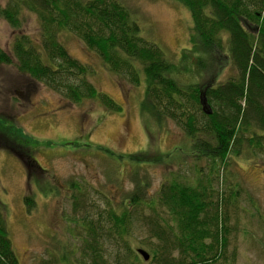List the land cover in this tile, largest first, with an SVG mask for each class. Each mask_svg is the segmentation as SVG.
Instances as JSON below:
<instances>
[{"label":"trees","instance_id":"1","mask_svg":"<svg viewBox=\"0 0 264 264\" xmlns=\"http://www.w3.org/2000/svg\"><path fill=\"white\" fill-rule=\"evenodd\" d=\"M174 1L188 10L192 22L188 46L176 60L140 36L122 0H0V19L13 31L11 55L0 48V64L13 66L72 105L96 103L108 113L120 112L91 81L90 65L70 56L61 43L59 36L68 31L96 54L101 66L135 89L143 85L139 116L149 142L146 150L115 157L128 160L113 171L119 178V201L107 196L110 186H102L98 193L107 206L91 218L84 187L71 183L76 191L71 194L72 214L63 219L74 248L78 241L83 255L74 262L73 251L70 261L69 248L63 245L60 254L49 253L39 264H110L109 258L111 264H235L233 258L223 261L228 244L224 208L238 204L233 164L239 167L251 154L264 153V0ZM28 17L37 22L32 33L24 31ZM168 123L179 134L176 145L161 152L156 138L168 134ZM1 131L0 147L18 155L26 168L31 190L23 202L31 213L36 208L33 188L42 197L56 195L52 176L31 158L32 150L19 143L28 141L25 133ZM176 163L183 166L170 171ZM157 165L170 175L152 194L148 178L139 177L138 171ZM126 166L128 177L132 173L131 190H124L120 178ZM221 168L225 189L218 196L211 185ZM36 172L43 176L34 177ZM230 190V198H222ZM7 216V206L0 202V264H19ZM136 233H146L144 241L136 242ZM104 241L115 245L108 255ZM137 245L143 248H134Z\"/></svg>","mask_w":264,"mask_h":264},{"label":"rangeland","instance_id":"2","mask_svg":"<svg viewBox=\"0 0 264 264\" xmlns=\"http://www.w3.org/2000/svg\"><path fill=\"white\" fill-rule=\"evenodd\" d=\"M122 2L137 22L140 36L157 45L167 59L176 60L181 49L187 48L192 22L184 6L174 0ZM28 18L24 31L32 33L37 22L32 17ZM12 34V29L0 19V48L8 55H11ZM59 37L70 56L90 65L91 81L121 110L108 113L96 103L89 102L83 106L72 105L41 83L19 74L13 66L0 64V130L3 134L25 133L28 141L18 142L32 150L31 158L52 176L51 181L57 191L54 197L50 194L47 198L33 188L36 208L28 213L23 202L26 190H31L27 185L26 168L18 155L0 147V202L7 206L8 236L19 264L46 261L49 253L60 254L63 245L69 248L67 256L70 261L73 251V261L80 260L83 255L80 243L75 241L74 248L63 219L64 215L72 214L71 194L76 191L71 189L70 184L77 182L78 187H84L86 208L91 218H95L97 211L107 206L105 198L98 193L102 186L116 185L109 187L107 196L120 199L121 191L117 188L119 178L113 171L120 162L128 160L124 157L119 161L115 157L146 150L149 142L139 116L143 85L135 89L101 66L96 54L86 50L71 32H64ZM165 131L167 135L162 133L156 138L161 152H167L172 145H176L179 134L171 123L167 124ZM0 142L3 140L0 139ZM99 147L113 153L112 157L101 152ZM244 161L246 163L240 162L239 167L236 164L231 167L237 174L233 179L239 185V189L235 190L238 204H224L228 218V232L225 234L228 244L223 261L233 258L235 264H264V175L261 171L264 168V153L251 154ZM206 164H200L205 173L208 172ZM181 166L176 163L169 169L176 172ZM129 171V166H126L125 174L120 177L124 190L133 187ZM166 171V168L157 165L138 171V176L144 174L148 178L147 189L153 194L164 177L170 175ZM218 172L211 187L219 196L225 186L220 183L223 169ZM186 173L189 177L193 176L190 170ZM41 176L37 172L34 175L36 178ZM108 181L117 183L108 184ZM231 191L222 194V198L228 200ZM165 218L168 216L165 215ZM145 236L146 233H136V242L144 241ZM104 242L107 248L105 255H108L115 245ZM137 247L143 248L139 245L134 248ZM111 261L109 258L110 264Z\"/></svg>","mask_w":264,"mask_h":264},{"label":"water","instance_id":"3","mask_svg":"<svg viewBox=\"0 0 264 264\" xmlns=\"http://www.w3.org/2000/svg\"><path fill=\"white\" fill-rule=\"evenodd\" d=\"M137 252L143 257L145 261L149 260V255L142 249H138Z\"/></svg>","mask_w":264,"mask_h":264},{"label":"flooded vegetation","instance_id":"4","mask_svg":"<svg viewBox=\"0 0 264 264\" xmlns=\"http://www.w3.org/2000/svg\"><path fill=\"white\" fill-rule=\"evenodd\" d=\"M261 171H262V173H263V175H264V168H263Z\"/></svg>","mask_w":264,"mask_h":264},{"label":"bare ground","instance_id":"5","mask_svg":"<svg viewBox=\"0 0 264 264\" xmlns=\"http://www.w3.org/2000/svg\"><path fill=\"white\" fill-rule=\"evenodd\" d=\"M138 250V249H137ZM143 250V249H142Z\"/></svg>","mask_w":264,"mask_h":264}]
</instances>
